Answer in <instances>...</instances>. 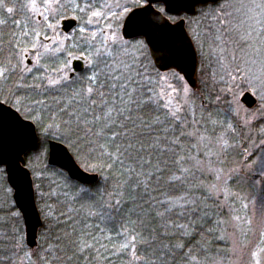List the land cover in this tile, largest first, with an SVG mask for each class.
Instances as JSON below:
<instances>
[{"label":"snow or ice","instance_id":"1","mask_svg":"<svg viewBox=\"0 0 264 264\" xmlns=\"http://www.w3.org/2000/svg\"><path fill=\"white\" fill-rule=\"evenodd\" d=\"M104 8L0 0V264H264V0Z\"/></svg>","mask_w":264,"mask_h":264},{"label":"rangeland","instance_id":"2","mask_svg":"<svg viewBox=\"0 0 264 264\" xmlns=\"http://www.w3.org/2000/svg\"><path fill=\"white\" fill-rule=\"evenodd\" d=\"M235 162L236 161H231L230 166L232 167L238 166L239 163H235ZM231 199H233V197ZM229 202H232L231 207L234 210L235 214H238L240 216L246 215L248 218L252 219L254 226L259 223V216L256 213V205L258 204V197L255 194V192L254 195L250 196V198L245 195L233 199L232 201L229 200ZM244 204L248 205L247 209L243 207ZM225 212H227V209H225ZM248 239H251L254 245H258L259 247H264V243H261L262 239L264 238L260 237L259 232L249 233Z\"/></svg>","mask_w":264,"mask_h":264},{"label":"trees","instance_id":"3","mask_svg":"<svg viewBox=\"0 0 264 264\" xmlns=\"http://www.w3.org/2000/svg\"><path fill=\"white\" fill-rule=\"evenodd\" d=\"M240 159H241V156L237 153L233 155V157L231 158V161H236L235 163H239ZM231 191L234 194L233 199H236V198H239L245 195L250 198V196L254 195L253 190L249 187V185L244 180H238L235 183H232ZM233 199H230V201H232ZM229 203L231 204L232 202H229ZM217 246L222 247V245H217Z\"/></svg>","mask_w":264,"mask_h":264},{"label":"flooded vegetation","instance_id":"4","mask_svg":"<svg viewBox=\"0 0 264 264\" xmlns=\"http://www.w3.org/2000/svg\"><path fill=\"white\" fill-rule=\"evenodd\" d=\"M92 2L97 6V10L100 11H106V8H104V5H113L115 3V0H92ZM21 19H23V16L20 17ZM85 19H87V17H85ZM71 31V29H68L65 32H69ZM48 35H51V33L49 32ZM49 65L51 68H56L57 66H62V58H60V60L56 61V62H49Z\"/></svg>","mask_w":264,"mask_h":264},{"label":"water","instance_id":"5","mask_svg":"<svg viewBox=\"0 0 264 264\" xmlns=\"http://www.w3.org/2000/svg\"><path fill=\"white\" fill-rule=\"evenodd\" d=\"M73 22H65V31H67L68 29H70V26Z\"/></svg>","mask_w":264,"mask_h":264}]
</instances>
